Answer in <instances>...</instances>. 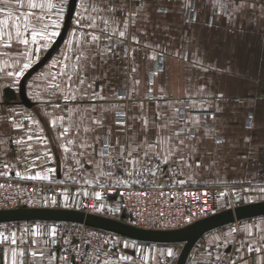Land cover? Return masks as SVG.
Instances as JSON below:
<instances>
[{
    "label": "crops",
    "instance_id": "0c3cea01",
    "mask_svg": "<svg viewBox=\"0 0 264 264\" xmlns=\"http://www.w3.org/2000/svg\"><path fill=\"white\" fill-rule=\"evenodd\" d=\"M116 173L264 200V0H0V176L81 210ZM56 224H3L0 264H56ZM186 264H264V216L206 233Z\"/></svg>",
    "mask_w": 264,
    "mask_h": 264
},
{
    "label": "built area",
    "instance_id": "2783aa9c",
    "mask_svg": "<svg viewBox=\"0 0 264 264\" xmlns=\"http://www.w3.org/2000/svg\"><path fill=\"white\" fill-rule=\"evenodd\" d=\"M108 172L112 173V168ZM56 186L38 179L0 176V209L58 207ZM111 194L119 197L124 221L143 229H179L215 213L220 206L218 190L212 186L135 184L126 180L125 185L102 188L97 196L84 197L81 210L95 212L98 204L108 201ZM108 237L105 230L61 222L56 224L49 246L55 253L56 264H91L100 255L98 246Z\"/></svg>",
    "mask_w": 264,
    "mask_h": 264
},
{
    "label": "water",
    "instance_id": "95a60500",
    "mask_svg": "<svg viewBox=\"0 0 264 264\" xmlns=\"http://www.w3.org/2000/svg\"><path fill=\"white\" fill-rule=\"evenodd\" d=\"M75 0H72V5ZM264 216V200L237 205L217 211L185 227L170 230L143 229L123 220L82 210L67 208L17 207L0 209V224L19 222H69L105 230L133 241L147 244H182L175 264H186L196 242L206 233L217 228L255 217Z\"/></svg>",
    "mask_w": 264,
    "mask_h": 264
},
{
    "label": "rangeland",
    "instance_id": "374dc122",
    "mask_svg": "<svg viewBox=\"0 0 264 264\" xmlns=\"http://www.w3.org/2000/svg\"><path fill=\"white\" fill-rule=\"evenodd\" d=\"M132 106L133 103L131 102L129 109H127L126 111L128 112V110H130ZM183 116L184 115H182V117ZM112 170L114 169L112 168ZM119 175L121 176L120 173L119 174L116 173L115 175L118 185L123 184L124 181H126L127 179L128 182L135 184H158V182H153L152 180H148V179L146 180L145 178H140L136 175L134 176L130 175V177L124 179ZM220 191H222V201H223L220 204V209L223 210L226 209L227 207H230L231 203H229L226 200L227 198L226 192H224L223 189L218 190V192ZM247 199L248 197L246 196L241 198L243 202L248 201ZM108 203L109 202L107 201L99 203L97 209L100 210V215L124 221L121 212L120 213L118 212L117 209L118 204L112 205ZM232 205L234 206L235 202ZM53 208H58V207H53ZM181 248H182V244H167V245L147 244V243L133 241L131 239L109 232V237L108 239H106V242L99 245L97 249L99 250L100 254L101 253L110 254L113 257L119 255V260L123 261L124 264H175L177 257L181 251Z\"/></svg>",
    "mask_w": 264,
    "mask_h": 264
}]
</instances>
